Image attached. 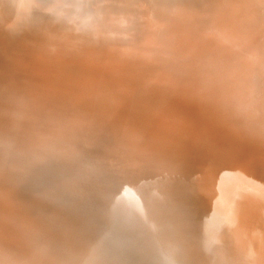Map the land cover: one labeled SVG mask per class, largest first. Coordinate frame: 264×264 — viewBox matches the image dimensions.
I'll list each match as a JSON object with an SVG mask.
<instances>
[{"label":"bare ground","instance_id":"1","mask_svg":"<svg viewBox=\"0 0 264 264\" xmlns=\"http://www.w3.org/2000/svg\"><path fill=\"white\" fill-rule=\"evenodd\" d=\"M121 1L102 0L105 9L84 15L80 28H75L73 15L51 14V24L66 30L51 28L45 43L38 44L42 67L35 73L43 84L33 100L61 101L64 119L37 143L45 156L41 163L62 159L72 165L75 179L50 183L35 177L40 189L31 196L44 204L60 201L76 183L82 187L87 177L89 192L101 190L108 160V168L116 169L137 158L130 152L150 166L168 163L177 184L192 161L202 167L197 179L208 200L204 219L208 232L225 239L220 246L232 252L234 263L264 264V178L260 179L264 175V0H130L141 1L147 9L137 11L143 20L136 24L135 8L126 10ZM58 2L68 4L64 10L70 11L78 0ZM32 6L33 0H0V26L15 16L27 18L36 7L31 10ZM146 27L144 42H135L133 38H139ZM131 28L136 32L128 31ZM122 35H126L123 40L118 38ZM149 65L157 66L156 73L144 81ZM68 67L74 72L72 78L67 77ZM27 119L33 126L40 122L37 116ZM106 125L117 130L125 146L122 153L103 150L102 146L121 149L98 131ZM93 134L99 144L85 145L84 141H95ZM59 148L66 149L51 152H60ZM230 151L235 160L226 159ZM7 165L0 167V264H32L35 254L42 261L47 256L58 259L40 234L52 226L47 227L45 219V225L34 219L37 212L33 215L29 203L33 206L36 201L25 194L33 202L22 203L16 185L24 177L35 182L33 170L41 169V164L19 163L14 171ZM226 168L228 176L223 172ZM175 173L179 178L173 177ZM76 190L70 192L82 195ZM167 208L172 204L167 203ZM73 237L80 256L82 245L74 233Z\"/></svg>","mask_w":264,"mask_h":264},{"label":"rangeland","instance_id":"2","mask_svg":"<svg viewBox=\"0 0 264 264\" xmlns=\"http://www.w3.org/2000/svg\"><path fill=\"white\" fill-rule=\"evenodd\" d=\"M58 1L33 0L31 10L35 5L36 7L32 13L27 15V18L15 16L12 18L14 21L6 20V23L0 26V167L8 164L11 168L7 165L9 170L14 171L16 164L19 163L26 167L41 164V169L33 170L36 185L34 180H27L24 177L20 180L21 187L20 184H16L19 187V193H16L22 196L19 197L20 200L23 197L28 199L27 201L23 198L21 201L29 203L34 200L36 202H33V206L36 204L35 207L38 208L39 205L37 211L35 207L32 209V203H29L30 206L28 204L31 211H35L33 215L37 212L34 219L39 222L45 219L44 223L52 226V230L49 225L47 226L51 231V233L49 230L47 231L50 235H45L48 228L44 229L43 233L45 232V234L39 233L44 237L45 243L47 242V250L50 251V254H54L58 258L47 256L46 260L48 261L46 262V260H40L39 255L35 254V259H32L35 261H32V264H107L111 261L132 264H138L137 262L143 264H236L232 259L234 258L232 252L223 249L221 247L223 245L220 246L219 241L223 242L225 239L223 237L221 239L214 238L208 232L209 229L205 227V207L208 200L207 196L202 194L198 188L199 181L197 179L202 175V167L192 161L187 164L188 168L184 171L185 178L182 181L177 173L173 176L179 178L177 184L172 179L174 170L168 163L166 165L152 163L150 166L143 157L133 154L136 152H130L131 156L137 158L131 161L127 160V165L109 169L110 159L108 160L105 165L106 178H103L105 184L101 190L89 192L86 185L89 179L87 177L82 187H76V183L70 190L80 189L84 196L69 191L67 195H61L60 201L44 204L41 200H35L34 196L36 195L34 194L40 189L37 186L40 183L37 181L46 179L52 180L50 183H54L70 179L72 183L75 179L71 169L72 165L64 163L62 159L41 163L45 156L41 153V146L37 141L41 140L47 132L52 133L55 123L64 119V114L59 107L61 101L56 102L57 99H52L51 103L48 100L38 103L33 100L35 90L43 84L41 76L35 73L38 67H42L39 63L42 46H38V44L45 43L47 31L51 28L57 31L66 30L51 24V14L73 15L75 28H80L84 23V15L89 14L90 16L99 7L101 9L106 7L102 0H89L85 4H81L78 0L70 11H65L68 4L62 6ZM108 2L110 4L111 2L120 3L118 0H107L105 3L108 4ZM121 2L124 3V1ZM141 3V1L130 3V0H126L124 5L129 8L124 7L126 10L135 8V12L140 9L145 12L146 6L144 4L142 6ZM139 13L134 15L135 24L137 21L141 22L142 13ZM138 16L140 18H137ZM131 30L136 32L132 28L128 31L131 32ZM142 32H140L139 38L132 37L135 42L137 40H139L137 43L144 42L143 35L147 32V27ZM125 36L122 35L118 38L123 40L122 38ZM105 37L108 38V36ZM258 38L259 41L262 40L260 35ZM186 61L191 62L189 59ZM71 65L73 68L76 67L75 64ZM156 68L157 66L149 65L143 73V80L145 81L146 78L150 80L151 76L156 73ZM73 73L68 67L67 77L72 78ZM134 113H130L128 117H133ZM36 116L40 121L36 126L27 123L28 117ZM40 123L47 125L40 126ZM98 131L107 142L113 143L115 147H121V149H109L102 146L105 152L109 150L123 152L125 146L117 130L106 125L105 129L98 128ZM93 135L95 141H84L85 145L88 143L99 144L96 135ZM33 137L36 142L33 141ZM67 144L70 145L71 142L68 140ZM225 147L226 151L231 150L229 147ZM65 149L59 148L60 152H51L59 154ZM230 152L231 155L228 154L226 159L235 160L234 158L237 157L233 156L232 151ZM17 153L20 157L16 156ZM262 154L264 163V153ZM262 167L264 170V165ZM190 168L192 169L190 170ZM228 168H226L227 171H223L226 172V175L229 171ZM35 177L40 180L36 181ZM79 177L80 174L78 179ZM263 178L262 174L260 179L263 180ZM15 189L18 191V188ZM20 192H22L21 195ZM31 193L34 196H31ZM25 194H29L33 200L31 201ZM24 201L22 203H25ZM27 203L25 204L27 205ZM167 203L172 204L173 209H168ZM171 211L175 212V215L173 214L171 217L170 214L165 218L166 212ZM44 223L43 225H45ZM61 228L62 234L59 236ZM76 228L78 229L77 233ZM73 233L83 248L80 256L75 253L77 247ZM45 248H37V250L46 254ZM19 261H23V258ZM59 261L61 262L59 263Z\"/></svg>","mask_w":264,"mask_h":264}]
</instances>
